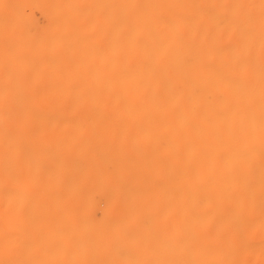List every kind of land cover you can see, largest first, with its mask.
<instances>
[{"label": "bare ground", "instance_id": "6f19581e", "mask_svg": "<svg viewBox=\"0 0 264 264\" xmlns=\"http://www.w3.org/2000/svg\"><path fill=\"white\" fill-rule=\"evenodd\" d=\"M0 264H264V0H0Z\"/></svg>", "mask_w": 264, "mask_h": 264}]
</instances>
